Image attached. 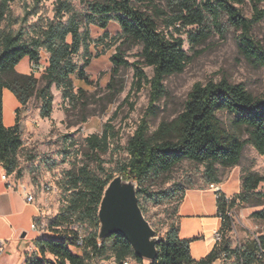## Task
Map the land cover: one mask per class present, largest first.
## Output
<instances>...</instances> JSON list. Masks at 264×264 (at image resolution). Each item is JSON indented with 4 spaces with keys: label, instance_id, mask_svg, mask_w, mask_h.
<instances>
[{
    "label": "trees",
    "instance_id": "1",
    "mask_svg": "<svg viewBox=\"0 0 264 264\" xmlns=\"http://www.w3.org/2000/svg\"><path fill=\"white\" fill-rule=\"evenodd\" d=\"M17 1L0 0V166L16 178L21 176L19 155L24 141L18 118L13 127L5 125V90L16 96L20 106H26L33 98L39 100L40 116L47 119L53 112V87L62 92L64 100L73 101V76L88 82L85 69L90 65L88 57L82 67L74 61L81 49L88 53L90 32L88 29L81 32L82 23L72 3L57 0L54 18L44 19L39 16V4L44 0H33V5L27 7L21 17L16 16L12 9ZM134 1L151 4L155 14L136 7ZM161 1L165 7L155 4V0L95 1L88 5V13L84 15L88 25L102 29H107L112 21H116L124 36L142 46L140 56L143 65L153 68V77L149 79L140 62L132 65L135 70L132 88L140 92L146 84H150V103L128 142L129 159L120 171L123 177L137 181L139 201L146 197L157 205L172 201L173 195L171 191L149 193L144 182L151 174H169L184 161H192L205 166L209 186L221 183L216 165L225 168L238 166L247 145L264 156V97H257L243 84H233L226 79L196 83L188 94L184 110L176 118L162 121L154 131L148 125V119L157 115V104L166 96L165 80L183 73L191 61L184 39L161 32L158 19L167 29L173 28L176 32L187 27L202 29L189 37L192 44H200L209 36L204 29L206 23L211 22L222 32V18L226 16L229 25L240 31L241 54L264 69V47L252 35L253 27L264 20V0H249L253 8L250 18L241 8L246 0ZM31 17H38L37 22L29 24ZM43 51L49 58L40 77L33 72L17 71L24 59L31 64H41ZM111 61L115 69L109 87L115 89L116 75L122 67L130 64L120 50ZM219 112L232 116L233 126L245 129L248 138L242 140L231 134L218 117ZM115 137V128L106 124L102 135L93 134L87 138L88 148L98 162H101L100 155L108 152ZM99 168L105 172L101 165ZM66 177L69 185L66 191L70 193L66 204L52 221L47 223L46 219L48 234L35 239L36 251L27 255L26 264H92L95 259L104 257L114 259L116 264H124L129 259L134 260L133 264H214L224 250V245H215L205 258L195 260L191 254L193 241L180 236L178 210L176 220L165 233L159 234L158 257L154 262L145 263L137 257L122 235L99 242L98 211L104 191L114 177L98 176L87 167L69 171ZM263 182L264 176L247 175L242 192L235 198L243 203L253 197L264 200V191L259 189ZM184 195L185 191L181 201ZM256 215L264 219V211ZM87 228L89 233H86ZM81 233L84 244L79 249L77 240ZM75 249L83 251V254L75 253Z\"/></svg>",
    "mask_w": 264,
    "mask_h": 264
},
{
    "label": "rangeland",
    "instance_id": "2",
    "mask_svg": "<svg viewBox=\"0 0 264 264\" xmlns=\"http://www.w3.org/2000/svg\"><path fill=\"white\" fill-rule=\"evenodd\" d=\"M57 0H44L39 4L40 15L44 19H53ZM72 3L75 12L82 23L81 32H90V46L88 53L81 49L74 61L79 67L84 66L86 58L90 65L85 69L88 82L73 76L74 100H64L62 92L53 87V112L50 118L40 116L41 102L33 98L26 106H20L16 96L9 90L4 93V117L7 125L16 123L18 118L20 132L24 141L21 151V176L16 178L22 185H26L36 194L43 207L47 223L52 221L66 204L70 194L68 188L69 171H78L87 167L92 173L105 177L120 176V167L129 159L127 147L134 135L150 103V84H146L140 92L133 90L135 70L133 64L140 62L141 68L148 78L153 77V68L143 65L141 58L142 46L124 36L120 25L112 21L107 29L96 25H88L84 15L88 13V5L102 0H66ZM155 4L165 7L161 0ZM33 5V0H19L12 5L16 16H23L27 7ZM134 5L148 13H154L151 4H141L134 1ZM264 6V4H263ZM244 14L250 18L253 8L249 0L241 7ZM38 17H31L29 24L37 22ZM159 29L165 35L174 34L185 41V50L191 58L185 71L175 74L165 80L166 96L157 104L158 112L148 119L151 131L157 129L162 121L176 118L183 110L188 94L196 83L206 84L210 81L220 82L223 79L233 84H243L253 95L264 97V69L249 62L240 52V31L230 26L227 17L222 18L220 32L211 22H207L204 29L208 38L200 44L190 42V34H197L202 29L187 27L181 32L173 28L167 29L158 19ZM252 35L264 47V20L253 27ZM123 53L128 67H122L114 79L115 89L109 87L113 81V55ZM42 63L46 64L49 55L43 51ZM20 73H32L31 63L24 59L17 67ZM39 76V75H37ZM40 77V76H39ZM19 111L17 112V109ZM218 117L224 127L242 140L248 138L245 129H237L232 124V116L226 112H219ZM106 124L115 128V139L112 140L107 153L100 155L98 162L88 148L87 138L93 134L102 135ZM101 165L105 172H101ZM218 175L226 194L232 196L243 190L244 178L249 174L264 176V156L258 154L253 146L247 145L238 166L225 168L216 165ZM149 193L171 191L173 199L170 202L157 205L146 197L140 198L144 215L152 227L163 234L169 225L176 220V210L181 203L184 191L190 188H208L205 176V166L192 161H184L169 174H151L144 182ZM264 191V182L260 185ZM207 206H215L214 195L209 193L200 196ZM250 208V224L259 226V233L264 235V220L256 215L264 209V200L253 197L244 202ZM180 218L181 235L186 240L208 236L216 225L213 218L204 223L200 217ZM53 231V230H52ZM90 229H86L89 233ZM205 244L194 247V255L198 256L206 250ZM75 253L83 251L75 249ZM130 264L134 260H128ZM114 259L97 258L92 264H110ZM145 263H148L145 261ZM264 264V262L262 263Z\"/></svg>",
    "mask_w": 264,
    "mask_h": 264
},
{
    "label": "crops",
    "instance_id": "3",
    "mask_svg": "<svg viewBox=\"0 0 264 264\" xmlns=\"http://www.w3.org/2000/svg\"><path fill=\"white\" fill-rule=\"evenodd\" d=\"M14 118L16 121L15 113ZM15 124L7 125L5 123L7 127H13ZM4 176L7 178L4 179ZM28 191H31L35 196L34 202L27 201L26 194L22 191V184L15 175H8L0 166V264H26L27 255L36 251L34 242L38 238V234L32 231L31 226L38 215L46 216V214L35 192L31 189ZM209 193L213 194L215 198V194L208 188H190L186 191L178 207V216L181 215L183 218L200 217L204 223L207 219L216 220V225L212 231H208L207 237L200 238L199 236L192 242L191 254L195 260L205 258L212 252L215 247L213 231L220 226L216 217V198L215 206H207L200 199V196ZM180 236L184 239L181 233ZM199 244H205L207 249L202 254L195 256L194 247Z\"/></svg>",
    "mask_w": 264,
    "mask_h": 264
},
{
    "label": "built area",
    "instance_id": "4",
    "mask_svg": "<svg viewBox=\"0 0 264 264\" xmlns=\"http://www.w3.org/2000/svg\"><path fill=\"white\" fill-rule=\"evenodd\" d=\"M32 72L42 75L46 65L31 64ZM4 179L7 177L4 176ZM26 185H22V191L26 194L28 202H34L35 196L28 191ZM208 189L215 194L217 202L216 217L220 226L213 231L215 245H224L218 260L214 264H260L264 262V235L259 233L258 225L250 224V208L235 195H228L224 192L222 185L210 184ZM264 209L261 211L263 212ZM46 216L38 215L31 226L33 232L42 237L48 234L46 230ZM262 219V218H261ZM264 220V219H262ZM65 238V236H64ZM84 244L83 235L77 240V248H82ZM110 264H116L112 262ZM124 264H130L125 262Z\"/></svg>",
    "mask_w": 264,
    "mask_h": 264
},
{
    "label": "water",
    "instance_id": "5",
    "mask_svg": "<svg viewBox=\"0 0 264 264\" xmlns=\"http://www.w3.org/2000/svg\"><path fill=\"white\" fill-rule=\"evenodd\" d=\"M98 218L99 242L122 235L137 257L148 263L157 259L159 233L141 209L137 181L122 175L114 177L104 191Z\"/></svg>",
    "mask_w": 264,
    "mask_h": 264
}]
</instances>
